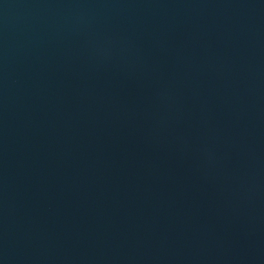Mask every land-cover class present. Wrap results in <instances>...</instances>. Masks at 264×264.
Instances as JSON below:
<instances>
[{
	"label": "water",
	"instance_id": "obj_1",
	"mask_svg": "<svg viewBox=\"0 0 264 264\" xmlns=\"http://www.w3.org/2000/svg\"><path fill=\"white\" fill-rule=\"evenodd\" d=\"M0 264H264V0H0Z\"/></svg>",
	"mask_w": 264,
	"mask_h": 264
}]
</instances>
